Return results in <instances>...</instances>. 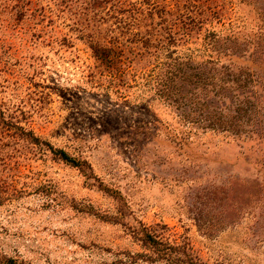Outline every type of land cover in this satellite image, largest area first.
I'll return each instance as SVG.
<instances>
[{"label": "rangeland", "instance_id": "obj_1", "mask_svg": "<svg viewBox=\"0 0 264 264\" xmlns=\"http://www.w3.org/2000/svg\"><path fill=\"white\" fill-rule=\"evenodd\" d=\"M0 264H264V0H0Z\"/></svg>", "mask_w": 264, "mask_h": 264}, {"label": "trees", "instance_id": "obj_2", "mask_svg": "<svg viewBox=\"0 0 264 264\" xmlns=\"http://www.w3.org/2000/svg\"><path fill=\"white\" fill-rule=\"evenodd\" d=\"M102 49H96V46L93 47V52H95L96 55H99V51L101 52ZM227 67V66H225ZM227 69V68H226ZM252 71L248 70V68H237V70L229 69L221 71V75L219 76V88H227L229 86H232V88L235 90V95H240L243 100L235 102L234 106L236 107L234 110L237 112L242 111L243 113H246L247 115L250 112L254 113V110H251V107L254 106L252 98L256 95L257 88H259L260 85H258V79L256 77H252ZM213 76L203 72V71H186L185 72V82H186V88L185 93L187 91L190 92H202L205 93L212 91L213 94L218 91V89H215V85L213 84L212 78ZM206 96H202L201 103L205 106L206 104H210V100ZM207 102V103H206ZM251 104H253L251 106ZM199 109V106L196 107ZM187 112H191L188 110ZM186 112V113H187ZM230 118L228 125L232 122L234 124V117L231 115H228ZM199 120L207 121V125L213 127L214 124H223L226 122L223 118L221 119L220 113L213 111H203L201 112V117ZM228 120V119H227ZM226 125V126H228ZM235 126V125H233ZM236 129H232L231 131L236 132ZM25 135L30 136L32 140H36L35 137H32L30 131H25Z\"/></svg>", "mask_w": 264, "mask_h": 264}]
</instances>
